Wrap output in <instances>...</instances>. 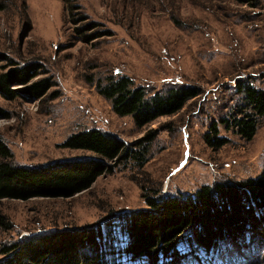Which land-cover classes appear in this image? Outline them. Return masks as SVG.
<instances>
[{
	"label": "rangeland",
	"instance_id": "rangeland-1",
	"mask_svg": "<svg viewBox=\"0 0 264 264\" xmlns=\"http://www.w3.org/2000/svg\"><path fill=\"white\" fill-rule=\"evenodd\" d=\"M26 64L34 65L32 77L12 78L14 95L0 87V137L14 162L94 155L63 145L85 128L108 131L146 157L109 161L112 170L73 196L1 198L0 258L4 245L55 229L111 230L127 244L129 215L151 208L149 197L193 194L205 184L263 173L264 114L252 138L223 118L242 114L240 81L264 88V0H0V75ZM123 73L149 93L176 84L200 93L176 113L140 125L97 89L99 80ZM45 78L40 95L24 90ZM213 123L222 145L206 138L215 134ZM254 222L255 233L246 228L238 243L226 241L217 251L204 249L187 228L170 263L264 264V218Z\"/></svg>",
	"mask_w": 264,
	"mask_h": 264
},
{
	"label": "trees",
	"instance_id": "trees-1",
	"mask_svg": "<svg viewBox=\"0 0 264 264\" xmlns=\"http://www.w3.org/2000/svg\"><path fill=\"white\" fill-rule=\"evenodd\" d=\"M72 7L77 6L73 4ZM33 67L26 64L3 72L0 75L2 90L14 95L11 79L27 82ZM46 80L35 81L24 90L40 95L47 86ZM97 89L111 98L118 113L132 114L140 125L160 115L176 113L188 99L200 93V88L191 84L171 85L163 91L149 93L144 85H136L131 76L124 73L110 74L99 80ZM240 89L244 98L239 112L242 114L232 120L226 117L223 120L230 127L236 126L241 135L252 138L258 117L264 114V88L242 80ZM212 129L215 134H207V140L222 145L224 140L218 135L217 123L212 124ZM63 145L87 149L94 155L27 166L12 160L11 148L0 137V199L73 196L91 187L99 175L112 170L114 165L109 161H120L133 155L142 163L146 157V150L132 153L124 140L100 128L72 132ZM148 200L151 208L129 215L127 244L122 245L118 235L111 230L103 234L98 229L96 234L95 230L55 229L4 245L0 264H122L124 254L134 260L146 258L149 264H160V259L171 264L173 255L179 253L178 240L181 241L187 228L194 229L204 249L217 251L226 241L238 243L234 240L240 239L245 230H251L255 220L264 218V170L259 177L247 181L219 182L214 188L205 184L193 194L163 195ZM111 251L110 262L106 254Z\"/></svg>",
	"mask_w": 264,
	"mask_h": 264
},
{
	"label": "bare ground",
	"instance_id": "bare-ground-1",
	"mask_svg": "<svg viewBox=\"0 0 264 264\" xmlns=\"http://www.w3.org/2000/svg\"><path fill=\"white\" fill-rule=\"evenodd\" d=\"M111 260H112V259L110 258V262H111Z\"/></svg>",
	"mask_w": 264,
	"mask_h": 264
}]
</instances>
